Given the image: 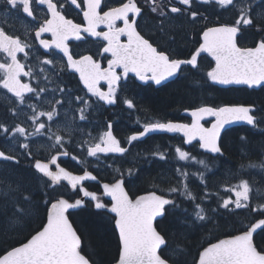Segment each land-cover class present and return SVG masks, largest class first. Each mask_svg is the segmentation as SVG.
Here are the masks:
<instances>
[{
  "label": "snow or ice",
  "instance_id": "6c2138e0",
  "mask_svg": "<svg viewBox=\"0 0 264 264\" xmlns=\"http://www.w3.org/2000/svg\"><path fill=\"white\" fill-rule=\"evenodd\" d=\"M203 2L232 8L235 18L231 23H220L217 17V22L203 24L197 33L198 47L189 53V58L181 59L175 58L169 51L172 35L177 31L187 34L186 25L189 24L196 31L197 20L207 21L204 14L193 8V0H142V3L138 0H116L115 6H109L103 0H70V5L80 9L83 23L69 19L60 0H0V89L11 94L10 97L3 96L5 109L17 118L12 123L0 121V137L15 147L11 154L0 150V161L19 164L21 157L31 158L37 183L34 192L20 181L0 177V216H4V226L15 230L16 226L23 227L31 219L34 208L40 203L45 211V217L37 228L15 244L0 248V264H96L94 259L83 254L81 237L67 215L69 209L83 204L84 198L95 201L96 209L114 214L111 219L117 234L115 264H180L176 256L165 255L168 233L161 231L157 222V218L174 216L181 208L175 199L170 198L172 196H180L192 205V213L184 209L182 223L197 227L211 223L212 215L219 209L227 210L230 206L235 209L249 208L253 199L264 201V193L255 187L254 180L240 178L234 185L223 189L233 194L234 199L233 195H229L218 203L217 208L206 207L212 196L207 183L212 167L206 160L198 159L182 147L175 148L178 160L194 161L203 171L190 173L176 168L174 171L182 178L177 186L166 191L156 187L133 197L126 188L124 173L116 168L114 170L119 178L102 185L103 195L110 197L107 204L95 192L82 186L86 180L97 179L91 172L83 171V174L77 175L57 164L59 156L68 155L65 145L74 143V133L78 130L73 125L86 121L96 103L115 105L119 102L129 109L135 107L133 99L121 96L124 91L121 81L129 73L135 74L140 81L161 85L176 77L183 66L198 70V57L207 53L215 62L206 73L208 80L221 85H245L249 89L264 86V6L261 0ZM39 6H46L42 19L38 14ZM143 6H147L155 17V33L148 34V38L142 34L144 28L138 21L144 12ZM21 15L34 21V24L25 26L23 38L14 34L16 29L9 23ZM102 25L106 31L97 30ZM248 29H254L260 38L253 40V46H242L243 33ZM45 34H50L51 39L43 38ZM85 34L106 42L101 55L110 54L107 67H103L101 61L91 54L73 56L69 40H81ZM157 34L162 38L159 42ZM122 37L126 39L122 40ZM29 40L38 42V46L29 43ZM39 48L59 50L66 61L58 67L55 53L51 52L45 53L41 60ZM21 53L24 62L18 57ZM30 58H34L37 65L52 66L51 74H47L45 67H40L37 72L28 65ZM67 70L78 74L86 94L95 97L96 101L74 95L60 81V75ZM22 77L29 79L26 82ZM101 82L107 85L106 89ZM56 93H59V99ZM42 105L47 110H43ZM186 111H190L191 123L156 120L141 126L137 119L136 123L142 130L133 132L126 143L131 145L154 132L182 133L186 144L198 141L199 148L206 154H214L215 160L223 156L227 147L221 136L225 125L243 121L264 135V109H258L254 104L217 107L204 103ZM22 113L24 120L19 121ZM69 113L72 114L71 120L67 119ZM61 115L65 117L63 124L58 123ZM209 117L213 118L211 126L205 127L202 121ZM105 127L102 134L91 138V143L81 139L77 147L95 158H99L100 154L127 155L130 148L122 146L121 140L114 135L112 122L108 121ZM80 134L90 137V134ZM37 137H46V147L57 154L47 160L33 156L31 145L33 138ZM239 139L241 145L251 143L246 135H241ZM151 155L165 160L168 154L156 151ZM261 155L264 157V153ZM245 168L264 171V159L259 163L242 164L241 170ZM127 176L137 177L138 170L127 169ZM189 177L199 180L201 195L191 190ZM61 181H67L72 189L82 192V196L73 203L64 194L51 195ZM37 196L42 198L40 202H36ZM251 211L264 217V203H257ZM258 229L264 232V218L243 226L236 234H227L215 242H208L206 247L198 250L193 264H264V244L254 240Z\"/></svg>",
  "mask_w": 264,
  "mask_h": 264
},
{
  "label": "trees",
  "instance_id": "16d2710c",
  "mask_svg": "<svg viewBox=\"0 0 264 264\" xmlns=\"http://www.w3.org/2000/svg\"><path fill=\"white\" fill-rule=\"evenodd\" d=\"M264 6V4H262ZM193 8L199 10L207 17L205 20H197L195 23L196 31H193V25H186L187 34L184 31H177L172 35V42L176 43L173 48H179V51H185L188 54L189 49H194L199 39V28L205 23L219 22L231 23L235 18V11L231 8H221L218 5L202 6L193 4ZM216 20V21H214ZM155 22V17L151 21ZM155 33L154 27L148 34ZM244 39L241 41L242 46H253V40L259 39L254 29H248L244 33ZM148 37V36H147ZM157 41L162 38L157 34ZM196 43V44H195ZM183 44V45H182ZM183 47V48H182ZM213 66L212 60L203 56L199 60V68L186 69L181 75L172 82L162 85L158 88L152 86H141L134 83H122L124 91L122 97L133 99L135 107L127 108L122 103H116L114 106L106 107L101 103V111L97 110L96 114L90 115L89 123L83 124L84 128L92 133H98L105 129L106 123H113V131L115 135L123 140L126 136L134 131L141 129L137 125L136 119L143 122V119H160V120H179L181 111L185 108H192L204 103L212 106L221 104H254L258 109H264V86L259 89H248L245 87H229L219 88L210 83L206 78V70ZM202 69V71L200 70ZM64 84L68 88L73 89L75 93L81 92V86L74 74L68 73ZM0 121L9 123L15 122V117L6 112L5 105L0 102ZM94 119L95 123L91 120ZM246 135L251 143L241 145L240 136ZM3 137H0V147L7 153L8 150L2 144ZM222 139L226 144V149L222 157L213 159L212 156L199 151L197 148H190L188 151L191 155L198 159H204L212 167V172L208 174V190L212 193L211 204H205L206 207H214L221 201V197L213 196L220 194L221 187L229 186L237 182L240 178L254 180L256 183L262 179L264 171L259 169L241 170V165H248L250 162L259 163L264 157V135L258 130L247 126H239L228 129L224 132ZM151 142L150 146H147ZM182 146L179 139L170 136H154L146 142L139 143L141 145L138 151H149V147L159 145L163 148L167 143ZM135 151V152H136ZM128 153L125 157H128ZM38 159L44 157L34 155ZM116 158L120 161L123 168H131L138 170V176L135 178H126V188L133 197L156 187L167 189L175 186L178 182L177 173L174 171L177 163L189 165L196 164L194 161H179L172 147L169 148L168 160L153 159L149 162H143L138 165L131 163L127 158ZM175 162H173V161ZM31 158L21 157L19 164L8 161H0V177L20 181L26 188L32 191L37 190L33 164ZM63 166L71 171L79 172L81 169L71 160H61ZM198 165V164H197ZM201 167L200 165H198ZM187 167V166H186ZM188 172H192L187 169ZM203 168L201 167V170ZM96 172V171H95ZM262 172V174H261ZM98 178L102 181H111L109 176L96 172ZM255 183V184H256ZM191 190L197 195L202 194L200 183L193 177L189 180ZM90 190L99 192V184H87ZM64 194L65 198L73 201L80 196L78 190H72L66 182L61 181L55 186L51 195ZM105 203L109 201L100 195ZM181 205L176 214L169 215L167 218H159L157 222L160 230L168 233L167 248L165 255H174L180 261V264H193L194 258L197 256L198 250L206 247L208 242H214L216 239L224 238L227 234H236L243 226V223L251 224L264 217L257 215L251 211L253 201L250 207L245 209H219L218 213L212 215L211 223H204L202 226L195 225L185 226L183 221V209H192V205L180 196L170 197ZM41 197L35 198L36 202L41 201ZM213 203V204H212ZM68 217L74 228L81 237V247L83 254L90 256L96 261V264H115L117 256V239L112 221V215L105 211L94 207V203L86 199L84 205L76 210L68 211ZM45 217L44 206L42 203L33 210V215L23 227L16 226L15 230H9L4 226V216H0V248L8 247L15 244L16 241L23 239L28 233L38 227ZM240 222V223H238ZM254 240L257 243L264 244V232L259 229L254 233ZM176 249L177 251H173Z\"/></svg>",
  "mask_w": 264,
  "mask_h": 264
},
{
  "label": "flooded vegetation",
  "instance_id": "af4514ba",
  "mask_svg": "<svg viewBox=\"0 0 264 264\" xmlns=\"http://www.w3.org/2000/svg\"><path fill=\"white\" fill-rule=\"evenodd\" d=\"M60 2L64 4L65 14L69 19H73L74 22H76V23H83L82 13L80 12L79 8H76L74 5H70V0H60ZM78 2H79V0H78ZM103 2L108 4L109 6H115V4H116V0H103ZM138 2L142 3V0H138ZM193 4L202 5V6H209V7L212 5H215L214 3H205V2H203V0H193ZM143 7H144V12L142 14V18H138V21H139L141 27L144 28V32L142 34H145V37L148 38L147 36H148L149 31L154 27L153 26L154 24H152V22H151L154 19V14L150 13L147 6H143ZM44 10H46L45 6H39L38 14H39L40 19L43 18ZM9 23L13 24L14 28L16 29V32L14 34L20 35L23 38L25 26L29 25V24H34V21H32L31 18H27L26 16L21 15L19 18H14V19L10 20ZM119 24H120V22H118V25ZM97 30L98 31H106L107 29L102 25ZM43 38L51 39V36H50V34H45ZM121 39L125 40L126 38L122 37ZM28 42L34 43L38 46V42H36L34 40H29ZM68 43H69L70 51L73 54V56L78 57L79 55H83V54H91L94 56L95 59L101 61L103 67H107V59H109L111 57L109 54L101 55L104 44L106 43L105 41H103L102 38L91 37V36L85 34L83 39H81V40L70 39ZM175 44L176 43H174V42H170L168 44L169 51H171L174 54L175 58L187 59V58H189V53L191 51L195 50V48L189 49V51L190 50L191 51L188 54H186L185 51L183 52V50L179 51L180 50L179 48H177V49L173 48V46H177ZM197 46H198V43L195 45V47H197ZM48 52L55 53V59H56V61L60 62V64H63L65 62L64 58L55 49L45 52L42 48H39L40 59L42 60L44 58L45 53H48ZM18 57L21 59L22 62H24L23 61V54H19ZM49 58H53V57L49 56ZM31 61L36 63L34 58H32ZM27 63H28V65H30L29 62H27ZM57 66H58V64H57ZM49 68H50V73H51L52 72V66H50ZM186 69H191V66H183V70L179 74L181 75V73L184 72ZM117 71L119 72L121 70L117 69ZM67 72H68V70L65 71L66 74H67ZM76 78H78V77H76ZM24 81L27 82L28 78L27 77L24 78ZM122 82L123 83L130 82L131 84L134 83V84H139L141 86H152L154 88H158V87H155L150 82L145 84V85H142L141 83H139L138 78L135 75H131V74L128 75V77L125 81H123V80L121 81V85H122ZM165 84H167V83H165ZM165 84H163V85H165ZM101 86L103 88H106V85L104 83H101ZM99 106H101V103L98 104V110L101 111V107H99ZM156 120H159V119H155V121ZM179 120L183 121V122H189L190 121L189 119H187L185 117H183L182 119H179ZM154 136L155 135L147 137L143 141L134 142L133 144H131L130 151L128 153H131V151L134 150V147L136 145H138L139 143L146 142L148 139L150 141V139L153 138ZM162 136H164V135H162ZM173 137L179 139L182 146H174L170 142H168L167 145H165L163 148L151 146V147H149V151L151 152L152 150L158 149L159 151L161 150L163 152H166L169 155V148L170 147H175V148L176 147H182L183 150H185V151H188L192 147L197 148V144H193V145H189L187 147H183V145H184L183 139L179 136H173ZM121 141L123 143L125 142L123 140H121ZM150 145L151 144H147V146H150ZM140 152H143V151H140ZM146 152H148V151H145L144 153H146ZM149 155H151V154L149 153ZM168 155H167V158L165 160H168ZM125 156L126 155H124L123 157H125ZM153 159H155V158H150V161H152ZM58 162H59V160H58ZM173 162H175V161H173ZM53 168L55 169V167H53ZM176 168H182L185 170L189 169L193 172L201 170V167H199L197 164H192V163H190L189 165L177 163L175 166V169ZM94 171H96V170H94ZM99 187H101V186H99ZM99 190L100 191L97 193L100 195L102 193L101 188H99Z\"/></svg>",
  "mask_w": 264,
  "mask_h": 264
},
{
  "label": "rangeland",
  "instance_id": "374dc122",
  "mask_svg": "<svg viewBox=\"0 0 264 264\" xmlns=\"http://www.w3.org/2000/svg\"><path fill=\"white\" fill-rule=\"evenodd\" d=\"M264 4V0H261V5ZM216 21V20H214ZM32 58H30L27 62L30 63V66H33L35 68V70L37 72H39L40 70V67H43V65H37L36 63L32 62L31 61ZM57 64L58 66H60V62L57 61ZM46 68V72L47 74H51L50 73V65L49 66H44ZM202 71V69H200ZM207 71V70H206ZM29 79V78H28ZM63 79H66V73L64 72L62 75H60V81H63ZM32 83L35 85V81H32ZM43 86V85H42ZM54 85H50V87H52ZM71 89V88H69ZM73 94L74 95H77L73 89H71ZM82 94L80 95H77V96H82L84 97L85 99H91V101H96V99L94 97H91L90 94H86V91L85 90H82ZM4 95H7V96H11L9 93H7V90L5 89H0V102L5 105L6 104V101L3 99V96ZM56 98L59 99L60 96H59V93H56ZM97 103L95 104V106L93 107V109H91V114L90 115H95L97 110H98V107H97ZM43 110H47L46 109V106L45 105H42L41 106ZM67 107V105L65 106ZM61 112H63V110H61ZM1 114V112H0ZM77 115V118H78V113L76 114ZM90 115L88 116V119L86 121H79L77 124H74L73 127L75 129H77L78 131H76L74 133V143L71 145V146H68V145H65V147L67 148V151L71 154L70 155V160L72 162H74L75 164H77L79 167L83 168V169H88V168H91V169H94V170H97L99 171L101 174L103 175H106V176H109V178L111 180H113L114 178H119L117 176V173L114 169L116 168H119L121 170L122 173H124L125 177L126 178H131V177H128L127 176V169L129 168H123L121 167L119 164H120V161L118 162V159L116 158H104V157H100L99 158H95V157H89L86 153L85 150H80L77 145L79 144V141L81 139H85L88 141V143H91L92 140L91 138H95V137H98L100 134H102L104 132V129L98 133H92V132H89L87 131L83 124H87L89 123V117ZM1 117V116H0ZM19 121H23L24 120V115L23 113L19 116ZM68 120H71L72 119V114L69 113V116L67 117ZM17 120V118L15 117V121ZM65 121V117L63 115H61L60 117V120L58 121V123L60 124H63ZM137 121V119H136ZM150 119L146 118V119H143V122H140V125L142 126L143 123L145 122H149ZM92 123H95L94 122V119L91 120ZM150 122H153V121H150ZM136 123V122H135ZM80 133H84V134H90V137L88 135H84V136H81ZM2 144L4 145V147L9 151V152H13L15 151V147L12 143H10L9 141H7L6 139H3V142ZM46 144H47V138L46 137H37V138H33V142H32V150H33V156L34 155H37V156H41V157H44L46 160L49 159L53 154H55L56 152L54 151H51L50 149H48L46 147ZM151 144V142L149 143ZM140 147L141 145H136L134 147V150L131 151V154L127 157V160H129L131 163H134L136 165L140 164V163H143V162H149L150 161V158H155V159H160L159 156H152V155H149V153H153V152H156V151H159L158 149L157 150H152L151 152L148 151L146 153L144 152H140V151H136V150H140ZM155 147H159V145H155ZM173 149L175 150V147H173ZM136 151V152H135ZM17 154H19L17 152ZM253 170V169H252ZM260 170V169H259ZM135 172V169L133 170ZM195 172H198V171H195ZM262 174V172H261ZM177 177H178V182L175 184V186H177L182 178L179 177V174L177 173ZM191 177H189V180H190ZM198 183L199 180H197L195 177H193ZM235 183L237 182H234L232 185H234ZM175 186H172V187H175ZM230 186V185H229ZM171 187V186H170ZM226 187V186H224ZM224 187H221L220 190H221V193L220 194H214L213 196H218V197H221L220 199H224V198H227L229 195H233L231 193H227L226 191H224ZM255 187L259 188L261 190V193H264V175L262 174V179H260L259 182H257L255 184ZM160 189L162 190H167V189H163L161 187H159ZM233 199H234V195H233ZM211 198L209 201L206 202V204H211ZM257 203H264V201H257L255 199H253V204H252V207H255L257 205ZM213 204V203H212ZM211 208H217L216 206H212ZM230 209H234V206H230ZM247 209V208H245ZM219 211V210H218ZM188 213H192L193 212V208L192 209H188L187 210ZM183 215L184 214V209L182 210L181 212ZM218 213V212H217ZM184 218V216H183ZM240 223V222H238ZM246 225H249L247 223H243L242 226H246Z\"/></svg>",
  "mask_w": 264,
  "mask_h": 264
},
{
  "label": "water",
  "instance_id": "95a60500",
  "mask_svg": "<svg viewBox=\"0 0 264 264\" xmlns=\"http://www.w3.org/2000/svg\"><path fill=\"white\" fill-rule=\"evenodd\" d=\"M46 7V6H45ZM126 38V37H125ZM44 50V49H43ZM45 52L46 51H48V50H44ZM57 52H59L62 56H63V53H61L59 50H57ZM110 55V54H109ZM203 55H207V56H209L207 53H201V55L200 56H203ZM212 60H213V58L211 57V56H209ZM199 58V57H198ZM64 59H65V61H66V57H64ZM214 61V60H213ZM215 63V62H214ZM69 72H71L70 70H69ZM72 73V72H71ZM76 74V73H75ZM129 74H131V75H135V74H133V73H129ZM77 76H78V74H76ZM177 77V76H176ZM176 77H173V78H169L167 81H164V82H162V84L161 85H163L164 83H167V82H169V81H172V80H174ZM78 78H79V76H78ZM127 79V77L124 79V80H126ZM138 81L141 83V84H146V83H148V82H143V81H140L139 79H138ZM150 83H152L154 86H156V87H159V86H161V85H156L153 81H149ZM213 85H215V86H217V87H219V88H229V87H246V88H248L247 86H245V85H221V84H217V83H214V82H212V81H210ZM83 86V85H82ZM262 86H258L257 88H255V90L256 89H259V88H261ZM249 89V88H248ZM106 105V104H105ZM223 105H225V104H223ZM223 105H220V106H223ZM106 106H112V105H106ZM218 107V106H217ZM186 109H191V108H186ZM186 109H183L182 110V115H184V116H186V117H188V118H190V123H191V115H190V111H186ZM212 119L213 118H207V120L206 121H209V124L206 126L205 125V127H210L211 126V122H212ZM173 122H181V121H173ZM205 121H202V123H204ZM181 123H185V122H181ZM238 126H248L245 122H243V121H237V122H233L232 124H229V125H225V128L222 130V132H221V136L223 135V133L226 131V130H228V129H230V128H233V127H238ZM248 127H250V126H248ZM113 130V129H112ZM154 134H167V135H176V134H179L183 139H184V145H186V146H188L189 144H186L185 143V138H184V136H183V134L182 133H168V132H154V133H150V134H148V135H146L144 138H142L141 140H139V141H142V140H144L145 138H147L148 136H151V135H154ZM131 135V134H130ZM129 135V136H130ZM195 142H198V141H193L192 143H195ZM199 143V142H198ZM129 144H127L126 146H124V147H127V148H129ZM200 149V148H199ZM0 150H2L1 148H0ZM201 151H203L204 152V150H202V149H200ZM208 154H210V153H208ZM56 155V154H55ZM100 155H102V156H108V155H120V154H100ZM210 155H212V156H214V154H210ZM67 156L68 155H66V156H59L58 158H67ZM58 164V163H57ZM59 165V164H58ZM59 166H61V165H59ZM61 167H63V166H61ZM65 168V167H64ZM66 170H68L67 168H65ZM68 171H70V170H68ZM86 171H89V172H91L94 176H95V174L92 172V171H90V170H86ZM70 172H72V171H70ZM73 174H77V175H79V174H83V172L82 173H75V172H72ZM97 181V179L96 180H91V179H89V180H86V181H84V182H96ZM65 182H67V181H65ZM84 182H82V184L84 183ZM68 183V182H67ZM104 183H108V182H103L102 184H101V187H102V185L104 184ZM70 185V184H69ZM85 188V187H84ZM103 189V188H102ZM90 191V190H89ZM92 192V191H91ZM145 193V192H144ZM144 193H142V194H144ZM142 194H140V195H142ZM106 197V196H105ZM106 198H108V199H110V197H106ZM90 199V198H89ZM75 202V201H74ZM73 202V203H74ZM83 204H81V205H79V206H77V207H75V208H72V209H69V210H74V209H77V208H79V207H81ZM68 210V211H69Z\"/></svg>",
  "mask_w": 264,
  "mask_h": 264
}]
</instances>
